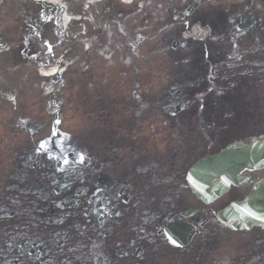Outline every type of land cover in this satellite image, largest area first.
Returning a JSON list of instances; mask_svg holds the SVG:
<instances>
[{"label":"flooded vegetation","instance_id":"af4514ba","mask_svg":"<svg viewBox=\"0 0 264 264\" xmlns=\"http://www.w3.org/2000/svg\"><path fill=\"white\" fill-rule=\"evenodd\" d=\"M218 2L163 0L136 13L137 29L143 37H137L134 47L145 42L148 55L122 70L123 76L111 102L120 103L119 96L125 91L126 84L136 79L142 84H138L135 91L149 94L144 101L165 104L169 116L164 117V121L181 127L177 128L174 142L180 141L183 146L179 143L173 152L169 147H160L168 152V159L182 158L184 170L177 173L174 183L180 185L183 196L175 203L161 201L153 191H160L157 186L153 190L145 187L142 192L135 187H124L113 197L102 193L108 190L111 180H117L116 177L95 184L94 188L101 193L92 198L85 197L83 201L96 206L90 204L86 215H91L88 220L96 227L98 238L88 243L84 252L91 253L93 245L101 246V253L92 255L102 264H264V226L234 231L217 218L227 205L241 201L255 183L264 181V170L243 172L242 176L247 177L243 184L230 187L224 195L208 204L192 193L187 181L188 169L202 157L215 154L235 142L249 143L264 136V45L259 37L264 35V0H224L222 5ZM103 5L101 16L95 17L100 23L116 25L124 19L125 12L116 0H105ZM95 18L90 13L87 19ZM47 25L40 28L44 27L43 44H47L49 38ZM96 36L99 38V33ZM257 41L260 47L256 45ZM248 51L253 56H249ZM34 53L37 51L32 52L31 48L29 54L19 58L17 50L9 48L1 57H10L14 62L26 65V58ZM242 57L258 59L259 64L246 63L245 69H241ZM69 59L72 87L80 82L76 73L86 77L97 70L95 78L102 79L101 74L106 72L93 51L82 60L78 61L76 54H71ZM141 60L146 64L140 67ZM92 90L90 86L87 93L91 95ZM41 109L35 114L37 120L44 119ZM156 114L160 113L155 110L151 115ZM225 115L231 121L253 116L260 123L243 129L232 126L219 138L208 139L207 148L186 152L187 139L183 141L186 136L182 129L188 122L201 120L212 125ZM25 125L32 133L42 130L43 126L28 122ZM34 147L35 143L25 142V149L33 150ZM143 151L138 150L135 154L133 150L128 151L125 159L138 158L136 155ZM151 154L156 152L151 151ZM140 174V179L147 180L146 185L153 179L145 172ZM100 195L104 198L101 202ZM180 224L186 241L181 247H173L172 235L167 231Z\"/></svg>","mask_w":264,"mask_h":264},{"label":"rangeland","instance_id":"374dc122","mask_svg":"<svg viewBox=\"0 0 264 264\" xmlns=\"http://www.w3.org/2000/svg\"><path fill=\"white\" fill-rule=\"evenodd\" d=\"M23 1L24 0H0L1 25L4 29H6V26H9V29L11 30L0 31V35H10V32H12L10 38L14 36L17 38V33H15L17 29L15 26L20 27L22 18V16L18 14V7L24 9L21 7ZM26 1L28 0H25V2ZM218 4H224V1L219 0ZM112 30L114 29L112 28ZM125 31H128L126 26ZM259 37L263 43L264 35H260ZM55 42L56 40L53 39L49 44L54 47L53 49H56L55 53L58 54L59 60L65 55L64 52L67 50L68 44L60 42L55 46ZM38 45L41 50H43V48L46 49L43 44ZM256 45L259 47L261 46L259 41H257ZM239 48L241 50L245 49L243 47ZM247 53H249V56H253L249 51ZM246 63L258 65L259 61L258 59L242 57L240 61L241 69H245L244 65H246ZM251 68L253 67L251 66ZM95 71L97 70H94L93 72L95 73ZM69 79L70 76L64 75L61 76L59 80L60 83H64L65 87L63 92L66 91L67 87H70L72 91L70 97H74V103H82L85 105L84 97L80 93L78 94L77 88L74 90L71 88V81ZM94 81H97V78L94 79ZM134 81L135 82H132V84H129L130 86L132 85V89L124 91L119 96V99L123 101V105H128V113L121 114L119 119H115V117H119L117 114H115V116H112L111 114L112 119H108L106 113H99L95 117L94 115L87 114L81 110L74 115L72 110L73 105L71 104L67 107L66 112L63 110L62 114L59 115L61 120L60 126L62 127L63 132H60V134L56 136L55 141L56 144H59L60 141H64V143H62L63 146H67V150L64 154L66 162H69L71 158H76L77 156H82L83 158L89 157V154L86 153L85 146L79 142L89 140L88 143L98 141L102 144L103 152L99 155L97 160L93 158L92 161L86 159L83 168H74L72 170L79 175V178L70 180L73 185V190L80 191L79 189L82 187L87 190L84 195L79 197V204L81 207L83 206V199H85V197L92 198V196L101 193V191L94 188V185L101 184L107 178L111 177H116L117 180H111L109 183L110 186L107 187L108 190L102 194L109 193L108 196L116 197L120 188L135 187L139 192H142L145 187L153 190V188L159 186L160 191L155 189L153 191L157 192L156 196H158L161 201L169 202L176 197L180 198L178 193L175 194L179 187L174 183V179L175 176H177V173L184 170V168L181 167L182 158L177 157L175 160L172 158L168 159V152L160 147V143H163V146L170 147L173 151L176 146H183V143L180 141L174 142L176 139L174 135H177L178 133L177 128L181 127L173 125L170 121H164L165 113L162 110L164 105L144 101L143 99H147L149 94L136 92L135 88L138 84H142V82L136 79H134ZM43 85L42 80L40 78L38 79V76H29L23 67L14 69L11 72L8 71L5 74L3 71H0V116H2L0 117V142H3V140H10L4 144L5 147L3 150L0 149V155L8 159L14 165L10 170L8 168L5 170L4 167H0V187L4 186L3 189H0V214L9 215V213L19 210L22 215L20 220H18L17 217L16 220L13 218L14 221L12 223L7 222V228H0V259L3 261L10 260L11 264L12 262L15 264L16 261L28 262V260H30L29 257H21V252L17 257L18 260H13L15 256L11 255L12 253H17L11 249L13 246L10 245L12 243L11 239L18 232L16 229L20 226L23 228L24 225L28 224V222H26L27 219L33 221L31 217L23 213H32L35 217L37 216L39 218L38 220H41L43 217L51 218L52 215V211L49 209H51L53 202L49 196L51 190H48L51 184L48 175L44 176L45 170H33L28 168L29 170H32V172H29L26 167H22L19 162V157L24 154L22 150H20V148L24 147V145L21 144V142L24 143V139L20 135L23 124L26 122L30 123V125L40 124L36 119L35 112L40 102L39 97H41L39 95V89H41ZM118 87L119 85L115 86L116 89ZM151 93L154 94L153 91ZM24 95L26 96L25 99H23ZM62 96L65 98V101H67L68 98H66V95ZM86 96L90 100L88 94H86ZM112 97L113 96H110L106 99L104 98V93L102 91H92L91 107L98 109L104 103H110L115 112L121 113V108L118 104L110 102ZM2 98L4 100H6V98H12L15 102L9 104L6 101L5 105H3L1 103ZM41 99L42 102L44 101V103L47 104V100L44 99L43 96ZM23 100H25L26 104H24ZM107 100L109 102H107ZM19 102L21 103L20 109L24 110L22 115H18V112L20 111L18 110ZM24 105L26 107H24ZM15 108H17V110H15ZM228 108L229 107L227 106V109ZM155 110L160 114H156V117L151 119L152 116L150 115ZM62 115H64V120H62ZM82 119H84V125L79 126ZM259 123L260 120L253 116H250L247 120L240 118L231 121L228 115L220 117L213 122L212 125L201 120L188 122L187 126L182 129L183 134L185 133L186 136L183 137V141L187 139V147H184V149L188 152L192 149L204 148L208 139L219 138L223 134L228 133L232 126L234 129H243ZM50 124L51 121L48 120V128L45 131L43 138L49 136L51 132ZM70 125H77L72 135L68 132L69 135L65 133L70 130ZM151 129L157 132L159 137H153ZM108 132L111 135L108 134ZM36 138L37 141H41L40 135H37ZM17 149L20 150L18 156L14 153ZM132 150L134 154L137 153L138 150L145 151L137 154L136 156L138 158H134V156L131 159H125V155L128 151ZM151 151L156 152V154H151ZM165 154L167 155L165 156ZM139 161H142V163L140 162L139 164ZM149 163L157 164L158 166H152ZM67 168L69 169V167ZM59 170L63 169L59 168ZM169 170L176 172L172 174ZM47 172H51V169H47ZM143 172H145L146 175L148 174L153 177L152 180L148 181V185H146L147 180L140 179V173ZM44 178L46 180H44ZM15 186H17L18 189H16ZM3 190H5V193L2 194ZM31 191L33 195H23L24 192ZM103 200L104 198L99 202ZM93 206L96 207L95 204H93ZM38 208L48 211H39L37 213L38 215H36V212L32 211L38 210ZM25 209H28V211H25ZM1 224L2 221L0 222V226ZM85 224L88 225L89 223ZM92 237L96 238L97 235H92ZM91 248L95 254H100L102 251V247L99 245H93ZM47 252V257L50 259V250H47ZM39 254L40 252L37 251L36 255ZM0 264L4 263L0 262ZM31 264H38V261L31 262Z\"/></svg>","mask_w":264,"mask_h":264},{"label":"water","instance_id":"95a60500","mask_svg":"<svg viewBox=\"0 0 264 264\" xmlns=\"http://www.w3.org/2000/svg\"><path fill=\"white\" fill-rule=\"evenodd\" d=\"M264 166V150L260 149V145L255 144L251 147L240 148L233 146L227 151H224L218 156L210 157L204 165L208 173L216 175L218 173H233L239 168H259ZM210 175V174H209ZM259 192V194H263ZM237 210H243L244 215H247V209L261 210L264 206L254 204L251 207L236 206Z\"/></svg>","mask_w":264,"mask_h":264},{"label":"bare ground","instance_id":"6f19581e","mask_svg":"<svg viewBox=\"0 0 264 264\" xmlns=\"http://www.w3.org/2000/svg\"><path fill=\"white\" fill-rule=\"evenodd\" d=\"M47 1H51V2H56L57 0H47ZM69 19L67 17V15L64 16V19H63V23L64 25H66L68 23ZM224 192V189L220 186H218V190H213V194L215 195L214 197L212 198H219L220 195ZM257 201V200H256ZM28 217V216H27ZM30 220L27 219L26 222H29ZM24 227L27 229L28 228V224L24 225Z\"/></svg>","mask_w":264,"mask_h":264}]
</instances>
